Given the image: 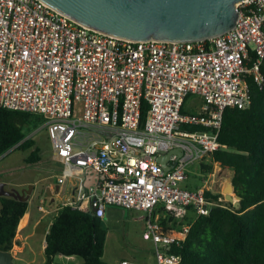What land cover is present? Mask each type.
I'll list each match as a JSON object with an SVG mask.
<instances>
[{"label":"built area","instance_id":"built-area-1","mask_svg":"<svg viewBox=\"0 0 264 264\" xmlns=\"http://www.w3.org/2000/svg\"><path fill=\"white\" fill-rule=\"evenodd\" d=\"M237 10L235 28L206 41H131L78 24L42 0H0V107L52 127L63 153L58 182H79L77 199L65 205L100 218L108 207L147 214L143 237L155 244V264H179L169 251L189 231H164L155 209L210 213L211 174L192 191L183 187L188 168L220 149L225 110L249 105L247 79L264 81V0ZM165 154L167 168L159 163ZM90 170L101 177L83 192Z\"/></svg>","mask_w":264,"mask_h":264},{"label":"trees","instance_id":"trees-1","mask_svg":"<svg viewBox=\"0 0 264 264\" xmlns=\"http://www.w3.org/2000/svg\"><path fill=\"white\" fill-rule=\"evenodd\" d=\"M261 73L264 77V63ZM247 82L249 105L225 110L221 147L199 164L201 180L212 174L214 167L229 172L235 194L241 197V208L236 209L223 194L209 190L206 199L216 205L208 215L198 216L192 207L179 206L160 205L154 211V216L157 209L163 213L158 222L166 232L184 233L189 227L185 240L169 251L180 257L179 264H264V81L262 85L252 78ZM148 111L144 105L142 124ZM33 118L41 120L0 107V157L11 149H33L25 162L37 164L42 160L36 141L25 132ZM28 207L26 197H0V251L10 252L15 246ZM107 234L99 216L62 205L46 235L45 264H54L59 255L80 258L83 264H108L104 259Z\"/></svg>","mask_w":264,"mask_h":264},{"label":"water","instance_id":"water-1","mask_svg":"<svg viewBox=\"0 0 264 264\" xmlns=\"http://www.w3.org/2000/svg\"><path fill=\"white\" fill-rule=\"evenodd\" d=\"M78 24L131 41L199 42L231 31L238 20L237 5L245 0H42ZM159 163L167 168L166 156ZM221 167L218 172L222 171ZM96 175L87 171V175ZM0 184V197H5ZM90 188L85 184L83 192ZM225 200L241 208L231 180ZM95 216V212L89 211ZM0 264H13L10 252L0 251Z\"/></svg>","mask_w":264,"mask_h":264},{"label":"rangeland","instance_id":"rangeland-1","mask_svg":"<svg viewBox=\"0 0 264 264\" xmlns=\"http://www.w3.org/2000/svg\"><path fill=\"white\" fill-rule=\"evenodd\" d=\"M192 100L199 111L202 106L201 100L197 97H193ZM192 108H194V105ZM25 132L28 138H32L36 141V146L41 150L42 160L37 164L29 165L25 162L31 155L33 149H14L7 152L0 157V184L3 186L5 185L4 191L8 193L18 186L17 190L20 194L30 200V211H33L37 217H40L42 213L39 211V197L42 196L43 190L42 185L39 184L41 182L40 180L45 177L48 178L47 173L55 172L53 168L57 165L56 163L63 153L60 149L56 148L53 129L47 124L46 120L42 118L41 120L33 118L30 126ZM45 165L50 166V168H45ZM194 169H199V166L194 164L188 168V175L190 177L188 183L193 185L201 184V182L203 183L204 179L202 181L199 180L196 177L197 171H194ZM57 174L61 176V173ZM220 176L221 181L230 180V174L228 175V173L224 171L218 172V168L214 167L210 175V180H212L210 183V191L215 195L219 194V192L214 189V186L216 183L215 181H220ZM54 180H52V182H54ZM75 181L73 177H69L67 185L70 186ZM31 184L36 186V191L32 193V195H30ZM55 200L56 204H53L52 201L48 199L47 207L51 209L55 207L58 208L66 204V202H72L73 199L72 194L67 192L64 195H60V197H55ZM55 214L56 213L49 215L48 217L44 216L42 224L34 230V237L29 241V249H27L24 254L19 255L17 259H14L13 264H45V255L42 252L43 236L46 234L45 232L48 231L49 223L53 220ZM136 223V218L132 219L130 224L119 219L118 222H113V224L110 225V238L105 250L106 255L104 256L108 264H119L124 259L142 264L156 263L155 251H152L150 245L147 244V247L151 249L148 250L147 247H141L140 244L135 243V239L143 243L142 236L132 235V237H129L127 234L126 229L129 227H132L134 232L137 231ZM32 226L33 225L29 226L28 230H32ZM148 257H150V259H146ZM54 264H83V261L77 257H73L72 260H67L58 258L57 256Z\"/></svg>","mask_w":264,"mask_h":264},{"label":"crops","instance_id":"crops-1","mask_svg":"<svg viewBox=\"0 0 264 264\" xmlns=\"http://www.w3.org/2000/svg\"><path fill=\"white\" fill-rule=\"evenodd\" d=\"M102 138H105L106 136H109V133H101ZM208 162V161H207ZM57 165L54 166L53 170L55 171L54 173H47L48 174V178L45 177L44 179L40 180L41 182L39 184L42 185V196L39 197V211L42 213V216L37 217L33 211H30L29 207H30V200L29 201V207H28V211L27 213L24 215V217L22 218V220L20 221L18 230H17V235L15 238L16 244L13 247V249L10 251L13 260L17 259L19 257V255L24 254L26 252L27 249H29V241L31 238L34 237V230H36L41 224L42 221L44 220V216L48 217L49 215H52L54 213L57 214V211L59 209L58 208H48L47 204H48V199L52 201L53 204H56V200L55 197H60V195H64L67 192H70V194H72V199L76 200L79 194V190H78V179L74 178L76 181L71 184L70 186L67 185L68 180H66L65 183L60 184L58 182V178L60 177L59 174L57 173H61L60 175H62L64 167H63V163L61 162V158L58 159ZM29 165V164H28ZM49 165V164H48ZM45 165V168H50V166ZM197 165V164H196ZM58 166V167H57ZM199 169H194V171L196 172V177L201 180L202 175V171H201V167L200 165ZM59 168V169H58ZM58 169V171H57ZM224 172H227L229 175V172L227 170H222ZM53 172V171H51ZM96 178V175L90 176L89 174L85 176L86 182L85 184H91L94 179ZM55 179V180H54ZM52 180H54V182H52ZM190 180V177L188 175L187 180L183 183V186L186 187H191V188H199L201 186H203V183L201 182V184H197V185H193L188 183V181ZM231 180V179H230ZM51 181V182H50ZM202 181V180H201ZM220 181H221V176H220ZM227 180L221 181V184H215L214 189L216 191H218L220 194L223 193V186L225 185V182ZM38 183V182H37ZM30 195H32V193H34L36 191V186L34 184L30 185ZM5 188V185H4ZM3 188V189H4ZM18 188V186H17ZM17 188L13 189L10 193L5 192L7 194V196L5 197H23L20 192L17 190ZM72 200V201H73ZM69 203V202H66ZM65 205V204H64ZM62 206V205H61ZM55 214V215H56ZM162 212L161 210H156L155 216L156 218L159 220L160 217H162ZM136 218V227H137V231L134 232L132 227H129L128 229H126L127 234L129 235V237H132V235H141L142 236V240L143 243L140 242L138 239H135V243L140 244L141 247H147L148 245H150V248L152 249V251H155V244L152 242V240H146L144 239V232L146 229V223H147V214L143 211H138V210H123L120 208H115V207H108L106 209L105 215L101 218L103 221L104 226L108 229V234H107V240H106V244H105V250H106V246L108 244L109 238H110V234H109V229H110V225L113 224V222H118L119 219H121L123 222H126L127 224H130L131 220ZM53 221V220H52ZM52 221L49 223V227L52 224ZM32 226V230H28L29 226ZM133 225V224H132ZM49 230V228H48ZM48 232V231H47ZM47 232H45L46 234L43 236L44 237V241L42 244V252H45V247H46V235ZM168 233H176V231L174 230H169L167 231ZM148 244V245H147ZM148 248V247H147ZM150 248H148V250H151ZM106 255V252H104V256ZM58 258H62V259H67V260H72L73 257H66V256H62L59 255ZM146 259H150V257L146 258ZM125 260V259H124ZM153 260V259H152ZM156 260V259H155Z\"/></svg>","mask_w":264,"mask_h":264}]
</instances>
